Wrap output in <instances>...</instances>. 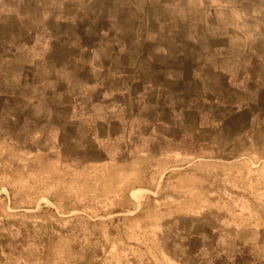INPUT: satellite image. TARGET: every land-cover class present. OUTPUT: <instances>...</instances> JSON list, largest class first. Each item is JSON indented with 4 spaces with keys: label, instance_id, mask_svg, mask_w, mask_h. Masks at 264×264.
<instances>
[{
    "label": "rangeland",
    "instance_id": "1",
    "mask_svg": "<svg viewBox=\"0 0 264 264\" xmlns=\"http://www.w3.org/2000/svg\"><path fill=\"white\" fill-rule=\"evenodd\" d=\"M220 1L0 0V264H264V120L175 103Z\"/></svg>",
    "mask_w": 264,
    "mask_h": 264
},
{
    "label": "crops",
    "instance_id": "2",
    "mask_svg": "<svg viewBox=\"0 0 264 264\" xmlns=\"http://www.w3.org/2000/svg\"><path fill=\"white\" fill-rule=\"evenodd\" d=\"M207 10L211 12L210 17L219 20V23L209 25L208 15L203 18V26L209 27L211 33H200L201 21H198L189 27L187 34L191 38L208 37V41H216L218 37L225 43L226 50L215 56L211 54H216L221 46L204 48L203 54L198 56L190 53L191 58L199 59L192 65L189 76L196 84L191 83L184 91H175L174 94L180 95L179 99L175 98V103L181 101V107L189 108L196 118L201 113L208 118L207 125L198 119L194 124L196 127L205 129L212 128V122L219 127L221 124L222 134L233 125L247 129L264 120V48L256 50L252 45L253 42H264V0H223L207 4L205 12ZM165 34H168L167 30ZM171 34L176 37V33ZM211 58L215 59L214 66ZM195 73L200 75L198 79L194 77ZM210 115L213 117L209 118Z\"/></svg>",
    "mask_w": 264,
    "mask_h": 264
}]
</instances>
